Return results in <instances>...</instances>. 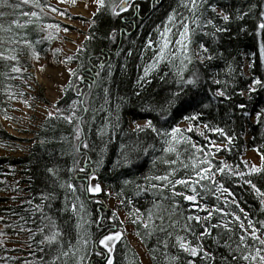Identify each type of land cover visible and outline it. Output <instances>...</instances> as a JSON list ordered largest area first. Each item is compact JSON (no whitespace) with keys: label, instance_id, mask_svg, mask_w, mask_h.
Segmentation results:
<instances>
[{"label":"trees","instance_id":"1","mask_svg":"<svg viewBox=\"0 0 264 264\" xmlns=\"http://www.w3.org/2000/svg\"><path fill=\"white\" fill-rule=\"evenodd\" d=\"M10 2L19 3V0ZM38 2L40 8H24L25 11H36L38 18L22 17L19 10L14 13L12 9H0L5 14L0 20L4 27H8L13 19H19L21 23L32 21L24 28L13 27L11 33H0V38L6 41L0 43V53L17 57L16 61L0 59V115L3 118L16 101V90L21 86L19 78L29 79L33 49L39 56L48 50L41 26L54 21L41 11L48 7V0ZM180 4L181 0H133L132 7L119 17L107 9L97 11L87 21L85 38L70 61L76 75H71L62 97L52 105L53 117L48 116L40 123L26 155L18 158L0 155V192L6 184L2 181L3 173L9 168L21 173L24 185L23 203L8 209L15 220L23 219L27 229L28 250L24 264H51L59 255L60 244L75 255L61 256L56 264H107V258H111L113 264H141L121 232L118 219L113 215L116 212L105 205L107 194L102 186L111 190L118 200V209L128 215L151 264H188L189 261L193 264H246L243 260H232L228 248L223 246L232 243L235 248L240 233L238 224L233 225L236 235L229 241L230 233L212 225L223 224L231 220V216H222L219 211L212 210L234 212L245 225L247 219H251L257 228L258 222L264 221L261 197L245 183L251 180L264 192V117L259 122L256 119L264 110V89L257 86L255 92L248 91L254 78L264 80V59L259 52L264 33L257 35L264 0H205L201 13L206 27L204 33L195 34L192 43L199 48L200 57L193 58L188 64L183 71V80L176 75L178 69L172 59L160 63L145 76V69L159 50L156 30L170 14L179 12ZM212 6L228 14L229 21L225 23L212 12ZM239 16L243 18L238 19ZM208 20L213 23L207 24ZM213 25L227 30L216 32ZM10 36L19 43H8ZM200 45L208 52L203 53ZM9 48L15 52H9ZM208 55L213 59H202ZM13 66L21 71L13 72ZM193 73L199 77L196 85L185 84L184 80L192 78ZM216 80L220 83H215ZM217 91H224L230 99L215 96ZM241 92L245 94L240 95ZM240 104L246 107L241 109ZM73 110L75 116L72 123H68L63 117L72 115ZM193 115L198 116V120L186 119ZM141 121H151L160 133L171 132L182 122H191L193 131L181 128L183 135L190 138L191 143L208 148L209 140L199 135V132H206L222 149L217 152L215 147L211 148L212 171L217 184L207 180L196 184V200L189 201L184 198L193 195L189 187L177 184L175 192L182 195L173 196L171 185L161 187L165 182L148 179L164 176L173 169L172 180L191 178L194 173L191 168L183 167V163L189 162L190 155L184 149H190V145H178L180 160L175 164L165 163L177 159L175 152L163 151L167 147L164 140L170 137L158 135L151 128L136 131L133 124ZM205 124L219 127L235 139L229 145L218 133L207 132L203 127ZM78 128L81 140L88 144L87 149L80 147L79 151L76 146L80 141L75 138ZM8 139L9 135L0 127V142ZM247 149L258 152L261 166L257 168L262 171L241 177L239 172L250 173L252 168L244 160ZM224 164L232 171L226 168L221 174L216 170ZM49 168L56 169L57 174L53 176L48 172ZM81 168L85 171L80 172ZM92 176L95 179H89L87 183L98 184L99 193L85 191L83 187L84 178ZM67 184H73L76 191L69 189ZM219 184L233 195L216 191ZM225 199L229 201L227 206ZM73 204L76 205L75 212L72 211ZM37 205H42V211ZM209 212H212L210 220H204ZM150 214L151 221L148 219ZM189 216L201 217L200 223L188 221ZM53 222L61 233L58 243L41 244L44 235L52 230ZM18 223L0 221L6 235L19 230ZM204 226L211 235L200 236ZM115 233H120L121 238L114 242L109 253L99 241L105 235ZM177 237H183L193 246L202 245L203 251L215 260L204 259L202 253L193 257L184 252ZM261 237L264 238V231H261ZM81 256L83 261H80Z\"/></svg>","mask_w":264,"mask_h":264},{"label":"rangeland","instance_id":"2","mask_svg":"<svg viewBox=\"0 0 264 264\" xmlns=\"http://www.w3.org/2000/svg\"><path fill=\"white\" fill-rule=\"evenodd\" d=\"M48 3V7H44L43 12L49 15L54 23L41 26L45 31L42 38L46 41L48 50L38 58L32 56L30 62L32 69L28 71L30 74L29 79L19 78L21 86L16 90V101L13 103L12 108L7 110L6 118L0 115V127L4 128L9 135L8 140L0 142V155L10 158L26 155L32 145L34 133L37 131L38 126L48 117L49 113H53L52 105L62 97L64 87L71 79L69 70L73 71L75 68L71 62L62 63L61 61H65L68 56L73 57L85 38V31L88 27L87 21L98 11L95 0H48ZM184 3H189V0H181L179 12L175 14V18L171 23L167 18L157 28L159 50L163 44L161 34L166 27L170 29L167 34L169 45L165 50L164 59L157 60L156 56L148 64L149 67L155 63V67L151 69L170 59L174 61L177 69L182 67L181 59L184 53L180 51L181 45L177 41L180 39L179 33L183 31V24H187L189 27L188 37L190 43L186 41L187 55L191 60L200 57L199 48L193 46L192 43L196 37L195 34L204 33L206 27V22L202 20L201 13L205 2L201 3V0H197L199 9L195 12V16L188 8L182 6ZM51 9H57V11ZM27 18L31 19V17ZM48 25H53V27H48ZM57 25L59 27H56ZM168 53H173V55L169 56ZM185 64L188 66L187 60H185ZM146 123L147 121H141L133 124V127L144 126ZM189 126L194 129L192 123L187 121L182 122L178 127L187 130ZM244 160L250 166H261V157L256 150L247 149ZM2 177V181L6 184L1 187L2 191L0 192V208L3 209L0 213V221L4 219L12 221V223H18L19 220H15L16 218L12 217V213L8 209H10L9 207H17L24 201L25 192L24 185L21 182V173L15 168H9V171L4 172ZM102 188L104 193L107 194L105 205L108 209L116 212L115 215L121 226V232L134 249L140 263L151 264L146 248L134 233L128 215L118 209V200L114 198L111 190L104 186ZM23 223V219L20 218L19 230L10 235L3 233L0 224V264L25 263L23 259L27 257L28 236Z\"/></svg>","mask_w":264,"mask_h":264},{"label":"snow or ice","instance_id":"3","mask_svg":"<svg viewBox=\"0 0 264 264\" xmlns=\"http://www.w3.org/2000/svg\"><path fill=\"white\" fill-rule=\"evenodd\" d=\"M205 2V0H201V3ZM95 3L97 4V10L99 11L100 9H107L113 16L119 17L121 16L122 13L127 12L133 5V0H95ZM25 6H30L32 8H40V4L38 0H19V3H11L10 0H0V9L8 8L12 9L13 12L15 13L17 10H19L18 14L22 17H31V18H38V13L36 11H25L24 8ZM183 7L188 8L189 11L193 13V16H195V12L199 9V5L197 4V0H189V3H184L182 4ZM52 11H57V9H51ZM41 11L43 9L41 8ZM211 11L217 13V15L225 22L227 23L230 19V16L228 14H225L223 11H218L215 6L211 7ZM4 13L0 12V20L4 18ZM244 15H248V13H244ZM175 18V12L169 15L168 21L171 23ZM238 19H242V16L237 17ZM31 20H27L24 23H21L19 19H13L9 22L8 27H4L3 23H0V33H11L13 31V27L15 28H24L27 24L31 23ZM212 20H208L207 24H212ZM48 27H53V25H48ZM56 27H59L58 25ZM183 31L179 33L180 39L177 41L178 44L181 45L180 51L184 53L182 59H181V68L177 70L176 75L179 76L183 80V71L186 69L187 65L185 64V60H187L188 63H191V58L187 55V43H190L188 34H189V27L187 24H183ZM215 27L216 32H223L226 31L227 29L221 28V27ZM258 28V33H264V10H262L259 13V22L257 24ZM67 31V29H65ZM170 32L169 28H165L164 32L161 34L162 39H163V44L162 47L159 50V53L157 55V60H162L165 57V50L168 48L169 45V40L167 39V34ZM6 41L3 38H0V43H5ZM8 43H19L18 40H15L13 37H8ZM26 43H29L25 41ZM39 43V41H37ZM29 46L30 43H29ZM200 49L203 53H207L208 49L204 47L203 45H200ZM9 52L14 53L15 49L9 48ZM58 51V50H57ZM79 51V50H78ZM259 52L260 56L262 59H264V42H261L259 45ZM33 55L36 56L37 58L39 57V53L35 52L33 49ZM169 56L173 55V53H168ZM0 59L6 60V61H16L17 57L16 55H4L3 53H0ZM73 57L68 56L66 57L65 61H61L62 63H67L72 61ZM202 59H207L211 60L213 57L211 55H208L206 57H202ZM103 67V65H101ZM155 67V63L153 65H150L148 68L145 69V76L149 74V71L151 68ZM13 72H20L21 69L17 66L12 67ZM43 71V69H41ZM70 75H76V73H73L71 70H69ZM97 75H99V72H97ZM80 79H83V77H80ZM199 77L198 74L193 73L192 78L184 80V83L187 85H193L195 86ZM215 83L219 84L220 81L216 80ZM257 86H259L261 89H264V80H261L259 78H254L252 80V83L249 86L248 91L249 92H255L257 90ZM244 92H241L240 95H244ZM215 96L217 97H225L230 99V96H227L224 91H217L215 93ZM77 102H74V104ZM207 107V105H205ZM241 109L245 108L246 106L244 104L238 105ZM87 111V109H84ZM49 118L53 117L52 113L48 114ZM75 116V111L73 110L72 115L65 116L63 117L65 120L68 121V123H72L73 117ZM261 117H264V110L261 111V113L257 114V121L259 122L261 120ZM198 116L193 115L189 116L186 119L191 120V121H196L198 120ZM204 129L207 130L209 133H218L219 135L223 136L225 140L231 145L232 141L235 139L234 137L229 136L227 133L224 132L223 129L219 127H212L208 124L203 125ZM145 128H151L153 132H156L158 135H162L164 137H170V139H165L164 143L167 145L163 149L165 153H172L175 152L177 154V159L176 161H165V163L168 164H175L177 161L180 160V153L178 151L177 146L180 145L181 143H185L190 145L189 148H185V152H189V162L188 163H183V167L185 169L191 168L192 172L194 173V176L191 178H181L178 180H172L170 177L174 174L175 169H173L172 172H169L168 174L164 176H156V177H149L148 179H155L157 181H162L165 182L161 187H166L167 185L172 186V194L173 196L176 195H182V193H177L175 192V186L177 184L179 185H185L186 187H189L191 189V192L193 195H185L184 198L189 201H195L196 200V184H199L201 181H210L212 184H217V182L214 179L215 173L212 171L213 169V163L212 159L210 158L211 155V148L215 147L216 151H221L222 149L217 147L215 145V141L211 140L209 136L206 134V132H199V135L204 136L205 139L209 140V147L205 148L203 146H199L197 144L191 143V139L184 136L182 130L179 127H175L171 130V132H165V133H160L158 129H156L151 121H148L143 127H140L139 125L136 128V131H143ZM188 132L193 131V128L189 126L187 129ZM76 140L80 141V144L76 146L77 151H79L80 147H83L85 149L88 148V144L85 143L83 140H81L80 136V130L79 128L76 131L75 135ZM194 150V151H191ZM199 154V155H198ZM246 164V162H245ZM201 165H206L204 167H201ZM228 168V170L231 172L232 169L224 164L223 166L217 168L216 170L219 171L221 174L224 173L225 169ZM80 172H84L85 169L81 168L79 169ZM262 171L261 168H257L255 166H252L250 173H245V172H239L238 175L243 177L245 175H250L252 173H258ZM48 172L51 173L53 176L57 174V170L54 168H49ZM89 179H95V176L92 177H85L84 182H83V187L85 191L88 192H93V193H99L101 191L100 186L97 185H89L87 181ZM245 183H247L256 194L261 197V203L264 204V192H261L259 188L256 187V185L251 181V180H246ZM64 185H61L63 187ZM67 187L71 189L73 192L76 191V188L73 184H67ZM155 187V185H154ZM203 187V185H202ZM216 191L222 192L224 194H227V196H232L233 194L226 188L223 187L222 184H219ZM219 199V197H217ZM44 199H47L45 197ZM233 203H236L234 200L232 201ZM28 203H31V201H28ZM225 206L228 205L229 201L225 199L224 201ZM82 205H81V210H82ZM158 207V206H157ZM236 207L239 208V204L236 203ZM37 208H40L42 211V205H37ZM72 211H76V205H72ZM212 211H219L222 216H231V220L225 221L223 224L217 223L212 225L213 228H221L223 227L226 232L230 233L228 240L232 241L233 237L236 235L233 225L238 224L240 228V233L238 236V240L235 241V248L232 247V243H225L223 246L228 248L229 254L231 256L232 260H243L246 262V264H264V238L261 237V231H264V221H260L259 223V228H257L256 223H254L251 219H247V216L245 214V219H247V224L241 220V217L239 215H236L234 212H228L224 209H213ZM241 211H243L241 209ZM115 215V214H113ZM212 216V212L208 213V216L204 217V220H210ZM50 219V218H49ZM149 221L152 219V215L150 214L148 217ZM188 221L195 220L196 223H200L201 217L199 216H189L187 217ZM135 223V221H133ZM145 228L148 227L147 224L144 225ZM187 228L188 225H185ZM205 230L204 232L200 233V236H208L211 235L209 229L207 226H204ZM163 230V229H161ZM190 230V229H189ZM41 232L44 231V229L40 230ZM61 236L60 231L56 228L55 222L52 223V230H50L49 234H45L44 238L40 241L41 244L47 243L48 245L52 244H57L58 243V238ZM120 233H115L112 235H105L103 239L99 241L100 245H103L105 248H107L108 252L110 253L114 247V242L116 240H119ZM251 241L252 243H249ZM86 243V241H85ZM177 243L179 244V247L184 251L190 254L193 257H196L197 255H200L201 253L203 254V258L211 261L215 260L214 256L209 255L208 252L203 251V246L200 244H197L193 246L191 242L186 241L183 237H177ZM165 247H167V242H165ZM78 251V250H77ZM75 255V252L72 251L71 249L69 250H64L63 245H59V255L53 259L51 264H56V260L60 259L61 256L67 258L69 255ZM97 255H103V253H97ZM84 257H80V261H83ZM177 259V258H173ZM227 259V258H225ZM107 264H113V261L111 258H107ZM188 264H193L192 261H189Z\"/></svg>","mask_w":264,"mask_h":264}]
</instances>
